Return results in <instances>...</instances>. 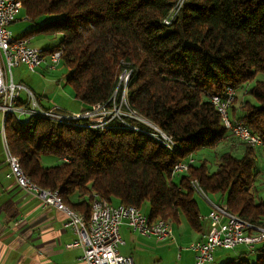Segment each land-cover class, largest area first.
<instances>
[{
	"label": "trees",
	"instance_id": "1",
	"mask_svg": "<svg viewBox=\"0 0 264 264\" xmlns=\"http://www.w3.org/2000/svg\"><path fill=\"white\" fill-rule=\"evenodd\" d=\"M19 2L26 18L37 23L23 37L61 35L44 53L62 51L66 82L86 109L113 108L119 75L129 68L124 109L151 121L176 144L171 151L119 119L93 129L41 115L20 122L10 112L4 124L8 145L33 182L59 191L64 204L88 220L93 195H99L115 205L148 206L153 220L170 225L183 215L199 228L196 181L206 194L222 193L221 204L230 212L264 228V199L254 190L259 150L227 130L212 102L228 88L239 92L230 117L264 137V0ZM127 121L151 131L132 117ZM230 140L236 143L222 149ZM203 150L214 158L215 171L206 156L195 162ZM43 155L61 162L44 166ZM189 158L194 161L188 170L173 172ZM74 194L79 201L71 200ZM242 246L224 264H264V240Z\"/></svg>",
	"mask_w": 264,
	"mask_h": 264
},
{
	"label": "built area",
	"instance_id": "2",
	"mask_svg": "<svg viewBox=\"0 0 264 264\" xmlns=\"http://www.w3.org/2000/svg\"><path fill=\"white\" fill-rule=\"evenodd\" d=\"M19 4H22V2L11 3V0H0V111L2 114L13 112V115L20 122L28 120L33 114L51 115L52 121L56 122L59 119H78L91 123L93 129L106 127L107 124H111L112 120L119 119V117L112 116V112L116 107L125 105L122 100L126 98L127 91H125L122 83L128 78L130 79L127 73L119 75L120 87L114 93L113 108L98 104L93 109H86L78 113L64 112L59 107H45L29 88L14 81V67L25 65L30 71H37L45 65L48 70H54L61 62L62 57L61 50L50 51L47 54L52 55V62L39 63L34 60V45L31 44V37H16L9 31V26L20 13ZM120 90L121 101L117 103L116 96ZM22 92L26 94L25 99L21 98ZM235 92L234 89L228 88L223 94L213 95L212 102L218 106L222 122L227 123V130L239 140L264 151V141H261V134L252 133L241 120H233L230 117L229 112L235 99ZM96 111L99 112L96 114ZM96 116L102 119L101 123L93 124V119ZM119 120L126 125L136 126V124L129 123L127 120L121 118ZM147 126L151 128V131H158L165 141L169 142L171 140V137L162 135L161 130L156 125L151 123ZM140 130L148 132L142 127H140ZM6 160L9 166L8 178L13 179L17 186L38 198L42 205L55 206L53 194H51V197H41L39 192L30 189L29 185L15 174L11 163L8 161L7 154ZM192 163L190 158L177 163L174 166L176 174L188 170ZM193 186L194 190L202 195L204 194L203 189L197 188L196 181H194ZM106 204L112 203L99 195H93L89 211L92 216L90 229H83L81 216H71L66 210L59 209L67 216L65 225L73 228L78 235V239L69 247L82 246L83 248V254L77 264H134L131 256L123 255L120 252L121 245L125 244L121 233L123 224L128 225L142 235L154 236L158 240L173 236V228L162 226L161 219H156L153 227H146L144 212L134 205L114 204V214H106ZM209 218L212 220L209 233L203 239L193 241L188 246L195 254V264H214L215 252L218 249L233 250L242 245L251 248L253 244L264 240V228L246 221L237 214L225 213L222 205L212 202Z\"/></svg>",
	"mask_w": 264,
	"mask_h": 264
},
{
	"label": "crops",
	"instance_id": "3",
	"mask_svg": "<svg viewBox=\"0 0 264 264\" xmlns=\"http://www.w3.org/2000/svg\"><path fill=\"white\" fill-rule=\"evenodd\" d=\"M28 37H31L32 45L43 48L33 43L35 36ZM39 69L43 72L47 68L43 65ZM36 96L43 106L52 107L43 103L41 95ZM21 98H26L25 92H22ZM59 108L64 112H70ZM84 110H86L85 105L79 111ZM3 140L0 133V264H77L83 254V248L82 246L69 247L78 239V235L73 228L65 225L66 214L55 206L42 205L38 198L17 186L13 179L7 177L9 166ZM194 193L199 205L201 221L199 228L191 226L181 215L177 222L172 221L173 236L158 240L154 236L142 235L123 224L121 233L125 244L121 245L120 252L131 256L134 264H148L147 258L150 256L151 261H155L154 264H195V254L188 246L193 241L203 239L209 233L212 226V220L209 218L212 202L222 205L219 201L222 203L223 194L220 192L207 193L206 197L197 190H194ZM71 200L77 202L79 196L74 194ZM223 208L228 209L225 206ZM175 230L180 231L177 237ZM180 240L183 241L184 247L181 246ZM178 246L180 247L177 248ZM245 249L239 246L226 254L218 249L215 252L214 264H224L238 257Z\"/></svg>",
	"mask_w": 264,
	"mask_h": 264
},
{
	"label": "rangeland",
	"instance_id": "4",
	"mask_svg": "<svg viewBox=\"0 0 264 264\" xmlns=\"http://www.w3.org/2000/svg\"><path fill=\"white\" fill-rule=\"evenodd\" d=\"M19 11L20 13L17 15L16 20L9 26V31L16 37L23 36L25 33L29 32L30 30H32L33 28L37 26V23H33L30 20H27L25 18L24 11L21 10V7ZM44 21L45 20H41L39 23L42 24ZM35 37L33 38L34 39L33 43L36 45L42 46L45 49L52 48L53 46L57 45L61 40L60 34H57L54 36L35 35ZM39 48L43 49L41 47ZM45 70L46 71L40 72V69H39L37 72H32L25 65L14 67L13 68L14 81L16 83H18L19 81L24 83V85L30 88L36 95H41L42 96L41 98L43 99V103L48 104L49 106L53 107L55 105H58L62 109H65L67 111L74 112V113H77V111L83 108L84 104L74 96L73 89L66 82V78L69 74V69L64 65V63L60 62L57 65V68L55 70H50V71H48L47 69ZM128 83H129V78L125 84L124 82L122 83V86L125 87V85L127 84V88H128ZM249 85L251 86V84ZM235 93L236 94L234 97L235 98L234 102L236 100V97L240 96L239 92H235ZM122 102L123 104L128 105L126 98H123ZM98 112L99 111H96V114ZM112 113H113L112 116L119 117V119L121 118V119L127 120V118L129 117H134L136 118L134 119L136 123L142 122V123H146L147 125L148 124L150 125L152 123L148 119L144 118L143 116L139 114H136L135 112H132L131 110H124V107L122 106L116 107V109ZM6 115L7 114H4L3 116V114L0 112L1 130L3 129V127L5 129L4 124H5ZM46 119L51 120L48 118ZM93 120H94L93 124H99L102 122V119L97 118V116ZM136 126H138V124H136ZM2 139H3V136H2ZM235 143H236V140H232V141L230 140L228 141L227 144H225V146L221 148L225 149L227 148V146L231 144L234 145ZM249 145L253 146L252 144H249ZM210 154H211L210 152L203 150L198 156H196L195 162L198 163L199 159L206 156L210 161H212L210 165V171H215L216 165H215V162H213L214 158ZM41 159H42L41 162L44 166H51V165L53 166L61 162L60 159L52 155H43ZM258 167L260 168V174L258 175L254 183V190L256 189V192L259 198L264 199V151L261 149H259ZM219 203L221 204L220 201ZM224 205L225 204H222V206ZM142 210L147 213L149 211V208L148 206L144 205L142 207ZM170 227L173 228V225L171 224ZM179 232H180L179 230H175V236ZM180 243H181V246L184 247L182 240H180ZM173 245L175 244L173 243ZM179 247L180 246H178L177 248ZM219 250L224 251L225 254L231 253V250H225V249H219ZM151 260H152V257L151 256L148 257L147 263L154 264L155 261L153 260L152 262Z\"/></svg>",
	"mask_w": 264,
	"mask_h": 264
},
{
	"label": "bare ground",
	"instance_id": "5",
	"mask_svg": "<svg viewBox=\"0 0 264 264\" xmlns=\"http://www.w3.org/2000/svg\"><path fill=\"white\" fill-rule=\"evenodd\" d=\"M11 3H20V2H19V0H11ZM20 7L21 6L19 4V10H20ZM44 52H47V51H45L43 49H40L37 46H34V60L39 62V63L52 62V55L50 54V56H46L48 54H46ZM126 73L128 74V76H131V74H132V72H131V70H129V68L128 69H124L120 74H126ZM118 82L119 83H118L117 89L120 87V76H119V81ZM126 82H127V80H124V84ZM126 88H127V84L125 85V91L128 90V88H127V90H126ZM117 89L115 90L114 93L117 92ZM8 113H10V112H4L3 116H4V114H8ZM33 115H41V116L52 118L51 115H44V114H33ZM58 121L64 122V124L67 123V124H71V125L84 126V127H90L91 128V123H87L86 121H82V120H78V119H59ZM224 124L227 127V123L224 122ZM109 125L110 124H107L106 127H108ZM127 126L133 128L134 130H140L139 126H135V125H127ZM99 128H104V127H99ZM0 133L2 134V136L4 138V141H5L6 154L8 155V161L11 163L15 174L20 176V178H22L25 181V183H27L29 185L30 189L35 190V192H39L41 197H51V194H53V199H54L56 208L66 210L67 212L70 213L71 216H81V226H83V229H90V226H92V217L88 220L86 218V216L82 212H77L74 209H72L69 206H67L66 204H64L62 196H61L59 191L43 188V187L37 185L35 182H33L31 180V178L25 173L24 169L22 168V165H21L20 161L10 151L4 127L0 131ZM148 133L151 135V137L153 136L154 138L159 140V142H162L164 144V146H166L169 149H171V151H172V149H174V147H176L175 146L176 144L173 142L172 139L169 142L165 141L161 137V135L159 134L158 131H148ZM161 134L166 136V137H169L165 133H163L162 131H161ZM241 141H243V140H241ZM261 141H264V137L262 135H261ZM193 161H194L193 158H190V162H193ZM181 162H183V161H181ZM173 172L176 173V168L173 169ZM196 186H197L198 189H202V187L197 182H196ZM204 195L207 197V194L205 192H204ZM223 211L225 213H232L226 208H223ZM106 214H114V204H106ZM154 223H156V220H153L149 214H145L146 227H153ZM161 225L162 226H170V223H168L166 220H161Z\"/></svg>",
	"mask_w": 264,
	"mask_h": 264
}]
</instances>
